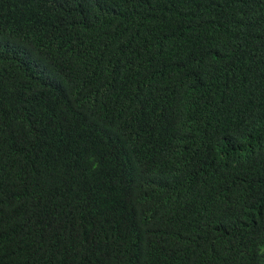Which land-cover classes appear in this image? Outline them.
Returning a JSON list of instances; mask_svg holds the SVG:
<instances>
[{"label": "trees", "instance_id": "obj_1", "mask_svg": "<svg viewBox=\"0 0 264 264\" xmlns=\"http://www.w3.org/2000/svg\"><path fill=\"white\" fill-rule=\"evenodd\" d=\"M0 264H264V0H0Z\"/></svg>", "mask_w": 264, "mask_h": 264}]
</instances>
